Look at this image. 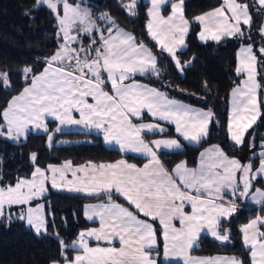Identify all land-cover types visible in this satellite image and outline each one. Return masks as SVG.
<instances>
[{
	"label": "snow or ice",
	"instance_id": "snow-or-ice-1",
	"mask_svg": "<svg viewBox=\"0 0 264 264\" xmlns=\"http://www.w3.org/2000/svg\"><path fill=\"white\" fill-rule=\"evenodd\" d=\"M149 2L146 30L152 47L119 28L107 13L94 19V14L81 6L83 0L79 4L37 0L38 5L46 6L55 15L60 43L45 58L41 70H22L26 86L0 109V137L19 140L30 127L49 133L46 121L51 117L60 126L82 125L98 130L105 142H114L120 151L147 157L142 167L124 159L76 167L70 161L44 169L35 166L30 177L0 186V217L6 215V209L21 206L18 218L26 220L37 234L47 231L48 222L44 205L33 207L32 202L46 193L49 184L102 201L84 207L87 220L98 219L99 226L81 231L71 245L61 240L60 259L51 264H159L158 234L163 237L165 259L182 257L184 264H243L237 257L194 259L188 251L205 229L218 240H229L228 231L220 230L221 221L236 212V199L249 197L253 181L264 180V151L259 153L260 163L255 169L251 161L242 163L229 157L220 146H213L200 154L198 168L189 169L186 162H181L168 170L161 161V150L181 145L174 138L146 140L147 133L164 129L159 123L143 122L144 116L170 122L184 140L199 143L207 136L215 114L211 109H194L172 99L135 77L139 74L159 79L161 58L170 60L181 72L191 64L192 60L182 63L177 52L185 46V37L194 22L202 26V41L242 37L241 25L251 28L254 22L251 9L264 16V0H252V4L222 0L221 6L193 21L185 17V0ZM124 8L134 16L137 0ZM96 19L102 23L97 24ZM258 34L259 48L254 51L253 42L242 46L238 53L236 75L244 79L230 93L227 132L237 146L246 143V134L261 116L264 104L257 80V65H264V23ZM82 37L89 39L88 46H84ZM157 47L159 51L154 52ZM9 75L0 72V87L5 90L11 86ZM59 131L57 127L55 132ZM53 135H48L49 143ZM31 159L35 162L37 155L32 154ZM228 195L231 200L224 199ZM114 197H122L128 206ZM251 199L264 203V191L256 189ZM154 222L161 226L159 233ZM262 228L264 216H257L240 229L251 264H264ZM69 250L76 255H67Z\"/></svg>",
	"mask_w": 264,
	"mask_h": 264
},
{
	"label": "trees",
	"instance_id": "trees-1",
	"mask_svg": "<svg viewBox=\"0 0 264 264\" xmlns=\"http://www.w3.org/2000/svg\"><path fill=\"white\" fill-rule=\"evenodd\" d=\"M69 2L81 3V0ZM130 2L131 0H83L82 4L90 9L95 18L103 13L109 14L118 27L129 30L138 40L152 47L146 30V13L150 4L146 0H137L138 8L133 16L124 8ZM239 2L252 4V0ZM221 3L222 0H185V17L193 21L196 16L221 6ZM168 11L164 14H168ZM250 12L254 22L251 28L242 25V37H226L219 42L200 41L201 26L198 22L192 23L186 38L187 46L177 54L182 63L192 60L191 64L180 72L170 60L161 58V63L158 64L161 69L159 79L153 76L136 77L161 89H167L170 84L176 89L195 94L199 100L190 101L211 109L215 114L208 138L198 145H187L180 151L161 153L168 167L181 161H185L189 166H196L202 149L213 144H219L229 157L240 156V150L229 139L227 124L231 90L242 80V76L236 75L238 49L253 42L254 51L261 46L258 29L263 16L258 15L255 9ZM97 21L102 23L99 19ZM58 31L55 15L46 6L38 5L37 0H0V72L9 73L11 82L7 90L0 87V109L25 87L22 70L25 67H32L34 71L41 70L45 58L57 50L60 43ZM249 35L251 40L248 39ZM153 51L158 52L159 48H154ZM257 68V78L261 84L260 99L264 101V65L258 63ZM49 124L53 131L56 123L49 121ZM49 133L30 132L19 142L0 137V186L11 185L17 178L30 177L35 166L46 168L49 164L66 160L76 165L88 162L109 163L121 158L136 164L145 161L143 157L124 154L117 148L106 146L102 136L96 133L64 131L55 136L56 141L52 146H48ZM248 136L255 138L256 148L261 146L260 141L264 140V104H261V116L249 130ZM60 138L74 142L57 144ZM32 154L37 155L35 162L31 160ZM257 163L253 162L254 168ZM114 199L128 206L122 197ZM40 201L46 205V232L37 234L25 220L18 218L19 214H13L11 218H0V264H51L53 260L60 259L61 240L71 245L81 231L97 225V222L89 221L84 216L85 205L102 202L85 194L54 189H50ZM236 203L242 204L243 207L237 206L236 212L230 218L223 219L220 225L221 232L228 231L229 240L221 241L206 234L200 239L194 253L206 257L233 255L242 260L243 264H251L250 253L243 246L240 229L256 216L264 215V204L251 206L248 200L243 201V198L236 199ZM154 225L159 233V224L154 222ZM157 241L160 250L159 264H162V234H158ZM66 254L74 256L76 252L69 250Z\"/></svg>",
	"mask_w": 264,
	"mask_h": 264
},
{
	"label": "rangeland",
	"instance_id": "rangeland-1",
	"mask_svg": "<svg viewBox=\"0 0 264 264\" xmlns=\"http://www.w3.org/2000/svg\"><path fill=\"white\" fill-rule=\"evenodd\" d=\"M147 1H148V0H147ZM77 4H79V3H77ZM81 6L84 7L83 4H82ZM61 14H62V13H61ZM100 15H101V14H100ZM166 15H167V14H166ZM94 19H95V17H94ZM96 23L99 24L98 21H97V19H96ZM262 23H264V16H263V21H262ZM199 25H200V24H199ZM200 26H201V25H200ZM241 27H242V25H241ZM119 28H121V29L127 31L128 33L133 34L132 32H130L129 30H127V29H125V28H122V27H119ZM133 35H134V34H133ZM224 38H226V37H224ZM199 39H200V38H199ZM222 39H223V38H222ZM83 44H84V43H83ZM185 44H186V41H185ZM84 46H88V45H87V44H84ZM244 46H245V45H244ZM177 54H178V52H177ZM257 69H258V68H257ZM180 72H181V71H180ZM257 73H258V70H257ZM137 76H139V74H137ZM137 76H136V77H137ZM136 77H135V79H136L138 82L143 83V84H147V85H149V86H151V87H154V88H157V89L160 90L161 92L166 93L170 98L175 99V100H177V101H180V102H182V103H184V104H186V105H188V106H190V107H192V108H194V109H198V110H209V108L204 107V106H202L201 104H196V103H193V102L190 101V100H199V97H198L197 95H195V94H189V93H187L186 91H181V90H179V89L174 88V87H173L172 85H170V84H168L167 89H165V88H164V89H163V88L161 89V88H158V87L152 86V85H150V84L147 83V82H144V81H142V80H139V79H137ZM242 79H244V77H243ZM257 80H258V78H257ZM25 86H26V85H25ZM106 90H107V89H106ZM18 94H19V93H18ZM260 111H261V109H260ZM230 112H231V102H230ZM259 118H260V117H259ZM259 118H258V120H259ZM49 120L54 121V122L56 123V125L54 126L53 131H51V127H50V124H49ZM258 120H257V121H258ZM46 122H47V125H48V128H49V132H50L49 134H53V133H54L52 142L49 143V141L47 140L48 146H52V145L55 143V141H56L55 136H56L58 133H61V132H64V131H83V132H92V133H96V134L101 135V136H102V139H103V134H102L101 132H99L98 130H95V129H86V128H84V126H82V125H64V126H60V125L58 124V122L55 121V120H54L53 118H51V117H49L48 120H47ZM143 122L159 123V124L161 125V127L164 129L163 132H159V131H157V132H155V133H147V134H146V137H145L146 140H155V139H160V138H174V139H177V140L179 141V143H180V145H181L180 148H178V149H162V150H161V153H164V152H165L164 154L171 153V152H175V151L183 150V149L186 148L187 145H198L202 140L208 138V134H209V131H208L207 136L204 137V138H202V140H201L199 143H197V142H191V141H186V140H184L182 137H180L179 134H177V133L175 132V125L172 124V123H170V122H166V121H156V120H154V118L148 116L147 114L144 116ZM256 123H257V122H256ZM256 123H255V124H256ZM255 124H254V125H255ZM210 125H211V123L209 124V128H210ZM254 125H253V126H254ZM57 127H60V128H61V131H59V132H55V129H56ZM249 130H250V129H249ZM30 132L45 133V132L43 131V129H35L34 127H30L29 131L26 133V136H27ZM248 132H249V131H248ZM26 136L21 137L19 140H12V139H8V138H6V137H5V138L8 139V140H10L11 142H19L20 140L25 139ZM72 142H74V141L71 140V139L60 138V139L57 140L56 143H57V144H70V143H72ZM103 142H104V144H105L106 146H108V147H110V148H117L118 150H120V149H119V146L116 145L114 142H113V143H107V142H105L104 140H103ZM250 143H254V144H255V147H254V148H250V147H249V144H250ZM260 144H261V145L264 144V140H261V141H260ZM213 145H214V146H220L219 144H213ZM236 146H237V145H236ZM212 147H213V146H212ZM209 148H211V146H208V147L202 149L201 153L204 152L206 149H209ZM237 148L240 150V156H239V157H232V158H236V159H238L239 161H241L242 163H248L249 161H251L252 163H253V162H258V163H257V167L259 166L260 159L257 158V157H259V153H260L261 151H264V149H262L261 146H260L259 148H256L255 138H254L253 136H248V133H247V134H246V143H245L244 145H242V146H237ZM121 152H122V151H121ZM122 153H124V154H132V155H136V156H140V157L145 158V162L142 163V165H138V167H142L145 163H147V157L144 156V155L141 154V153H132V152H127V153L122 152ZM31 157H32V155H31ZM121 159L126 160L125 158H121ZM200 159H201V157L198 159V164H197L196 166H189V165L186 163L187 166H188V168H189V169L198 168V166H199V162H200ZM31 160H32V159H31ZM68 161H69V160H66V161H64V162H62V163L49 164V165L60 166V165H63L65 162H68ZM161 161H162V160H161ZM32 162H33V161H32ZM70 162H71V161H70ZM181 162H185V161H181ZM181 162H179V163H181ZM71 163H72V162H71ZM179 163H177V164H179ZM177 164L170 166V169H168L166 166H165V167H166L168 170H172ZM72 165H73V167H76V166H80V165H82V164H78V165H76V164H73V163H72ZM42 169H44V168H42ZM254 169H255V168H254ZM22 178H27V177H22ZM69 178H70V176H69ZM259 181H262V183H263L262 187L257 186V183H259ZM15 183H16V182H15ZM15 183H13V184H15ZM253 184H254V189H253V190L251 191V193L249 194V197H247V200H248L249 202H253L254 204H256L257 202H255V201H253V200L251 199V195L255 194V190H256V189H260L261 191H264V180H255V181H253ZM50 189L72 192V191H69L67 188H62V189H55V188H52L51 185L49 184L48 187H47V191H46L45 194H47L48 191H49ZM45 194H44V195H45ZM44 195H43V196H44ZM43 196H42V197H43ZM42 197H41V198H42ZM41 198L38 199V200H34V201L32 202V206L34 207L36 204H43V205H44V213H45V216H46V205H45V203H44L43 201H40ZM224 199H225V200H231L228 196H225ZM94 204H96V203H94ZM187 210L190 211V208H188ZM20 211H21V206H13V207L10 208V209H6V215H5L4 217H0V218H5V219H6V218H9V214H10V218H11L13 214H20ZM25 221H26V220H25ZM26 223H27V221H26ZM157 223H158V222H157ZM27 225H28V224H27ZM28 226H29V225H28ZM98 226H99V225H98ZM98 226H96V227H98ZM154 226H155V225H154ZM159 226H160V225H159ZM176 226L179 227V223H178V222H176ZM29 227H31V226H29ZM31 228H32V227H31ZM160 228H161V226H160ZM32 229L35 231L34 228H32ZM35 232H36V231H35ZM43 232H45V231H42L41 233H43ZM206 234H208V235H210L211 237H213V236L211 235V233H210L207 229L203 230V231L197 236L196 240L194 241L193 247H192L191 249H189V251H188V255H189L190 257H192V258H194V259H196V258H207L206 256L198 255V254H196V253L193 252L194 249L197 248V247L199 246V244H200V239H201L204 235H206ZM213 238H215V237H213ZM163 245H164V241H163ZM116 246L119 247V244L117 243ZM157 247H158V241H157ZM153 254L155 255V253H153ZM161 255H162V259H163V264H184V261H183V258H182V257L172 256V257H169V258L165 259L164 256H163V250H162V252H161ZM227 257H235V256L231 255V256H227Z\"/></svg>",
	"mask_w": 264,
	"mask_h": 264
},
{
	"label": "crops",
	"instance_id": "crops-1",
	"mask_svg": "<svg viewBox=\"0 0 264 264\" xmlns=\"http://www.w3.org/2000/svg\"><path fill=\"white\" fill-rule=\"evenodd\" d=\"M147 1V0H146ZM147 2H149V0L147 1ZM74 4H77V3H74ZM149 4H150V2H149ZM84 7H86V8H88L86 5H84ZM150 7V6H149ZM88 10L90 11V9L88 8ZM91 12V11H90ZM206 13V12H205ZM204 14V13H203ZM166 15V14H165ZM201 30H202V26H201ZM200 30V31H201ZM200 33V32H199ZM187 35H188V33H187ZM187 35H186V37H185V41H186V38H187ZM82 39H83V43L84 44H89L90 43V41L88 40H86V37H82ZM85 39V40H84ZM200 41H202L201 39H200ZM208 41H212V40H208ZM202 42H206V41H202ZM186 44H185V46L182 48V49H180V50H178V52L179 51H182V50H184L185 48H186ZM244 46V45H243ZM242 47V46H241ZM241 47L238 49V52H237V65H238V53H239V51H240V49H241ZM242 78H243V76H242ZM49 121H51V120H49ZM211 147L212 146H214V145H210ZM208 147V146H207ZM160 158H161V160H162V162L164 163V165L168 168V169H170V167H168L167 166V164L164 162V160H163V158H162V156H160ZM119 160H121V159H119ZM118 161V160H117ZM115 162V161H114ZM127 162L128 163H131V164H135V165H142V164H136V163H133V162H129L128 160H127ZM145 162V161H144ZM143 162V163H144ZM109 163H112V162H109ZM177 163H179V162H177ZM176 163V164H177ZM86 164V163H85ZM97 164V163H96ZM82 165H84V164H82ZM175 165V164H174ZM239 175V174H238ZM261 182L262 181H259V183H257V186H260V187H262V185H263V183H262V185H261ZM254 189V188H253ZM252 189V190H253ZM251 190V191H252ZM65 192H68V191H65ZM72 193H77V192H75V191H72ZM79 194H84V193H79ZM86 195V194H85ZM228 197L230 198V199H232V197L230 196V195H228ZM249 202V201H248ZM94 203H96V204H98V203H101V202H91V203H88V204H86V205H89V204H94ZM249 204L251 205V206H261V205H263L264 203H256V204H254L253 202H249ZM243 207V205L242 204H237L236 203V207ZM259 216H262V215H259ZM264 216V215H263ZM257 217V216H256ZM87 219V218H86ZM224 219H226V218H224ZM223 220V219H222ZM93 221H95V222H97V225L96 226H98L99 225V221H98V219H96V220H93ZM247 224V223H246ZM96 226H93V227H96ZM93 227H91V228H93ZM263 229V228H262ZM261 229V230H262ZM84 231V230H83ZM93 245L95 244V241H92L91 242ZM76 255V254H75ZM227 256H231V255H215V256H210V257H227ZM207 258H209V257H207ZM162 259V258H161ZM162 264H163V259H162Z\"/></svg>",
	"mask_w": 264,
	"mask_h": 264
},
{
	"label": "water",
	"instance_id": "water-1",
	"mask_svg": "<svg viewBox=\"0 0 264 264\" xmlns=\"http://www.w3.org/2000/svg\"><path fill=\"white\" fill-rule=\"evenodd\" d=\"M247 200V198H243V201H246Z\"/></svg>",
	"mask_w": 264,
	"mask_h": 264
}]
</instances>
